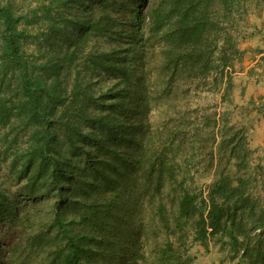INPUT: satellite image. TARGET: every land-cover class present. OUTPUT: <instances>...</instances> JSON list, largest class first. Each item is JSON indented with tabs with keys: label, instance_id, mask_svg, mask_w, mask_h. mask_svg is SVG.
<instances>
[{
	"label": "trees",
	"instance_id": "16d2710c",
	"mask_svg": "<svg viewBox=\"0 0 264 264\" xmlns=\"http://www.w3.org/2000/svg\"><path fill=\"white\" fill-rule=\"evenodd\" d=\"M242 1L0 0V153L11 157L9 177L0 176V255L15 245L9 230L33 219V241L48 230L58 238L48 264H103L93 257L100 246L119 264H194L189 231L204 249L226 236L244 264H264L235 206L219 200L227 183L204 197L176 175L189 146L214 134L215 111L201 121L177 111L150 129L155 100L186 98L190 81L224 82L226 96ZM144 34L160 36L155 78L165 88L154 96ZM226 123L223 138L244 151L242 127ZM38 198L43 220L41 208L28 211ZM147 210L163 240L143 249Z\"/></svg>",
	"mask_w": 264,
	"mask_h": 264
},
{
	"label": "rangeland",
	"instance_id": "374dc122",
	"mask_svg": "<svg viewBox=\"0 0 264 264\" xmlns=\"http://www.w3.org/2000/svg\"><path fill=\"white\" fill-rule=\"evenodd\" d=\"M23 1L16 0V3L22 6V3L28 0ZM242 5L232 31L235 54L232 64L226 69L231 79L226 96L222 97L224 82L216 90L210 88L211 83L197 86L195 82L189 80L190 90L186 98H182L183 95L179 91L178 96L172 95L167 100H155L150 113V129L158 128L164 115L174 117L173 114L177 111L188 112L191 118L198 115L200 121L203 115L215 111L218 123L214 128V134L201 146L197 143L189 146L187 152L189 162L185 170L177 167L176 175L185 176L188 184L201 188L204 197L208 188H215L221 181L227 183L228 187L226 186V191L220 195L219 200L235 206L237 217L242 220V226L249 232L251 241H259L264 248V0H243ZM80 11L89 10L81 7L76 12ZM170 27L171 23H166L162 33ZM159 37V34L157 36L144 34L142 42V48L146 53L144 66L152 69L151 80L149 79L148 83L151 96H154L158 89L165 88L159 76L155 78L157 73L155 68L160 66L159 55L154 51ZM226 121L242 127L245 138L244 151L242 145L234 148L231 139L228 138L229 133L223 138L225 129H229ZM189 130L192 131L191 128ZM10 158V156L5 158L3 153H0V176L3 178L9 177ZM7 181L11 187L22 182V180L16 182L12 178ZM230 187H234V191H230ZM43 202L44 200L38 198L35 204L28 207L30 214L41 208L42 212H38L41 220L46 215V209L42 207ZM149 212L145 211L143 216V224L146 227V234H141V239H144L141 245L143 249H149L163 240V233L155 223L151 224ZM262 222L263 226H259L258 224ZM37 224L39 223L32 219L23 225V230L19 231L16 228L9 230L11 238L9 245L11 247L15 245L12 247L13 250L6 248L4 254L0 255V264L49 263L58 238L53 230H48L43 232L42 238L33 241L31 237L38 230ZM256 233L260 234L257 236ZM115 241L113 239L112 243ZM187 243L189 252L195 256L194 264H244L239 258L241 250H234L226 236L216 241L209 240L207 249H204L189 231ZM102 248L103 246H100L98 251H95L93 257L96 262L120 263L118 255L113 257L111 252L103 253ZM106 250L118 252L117 248L110 246ZM54 264H61V258L59 257Z\"/></svg>",
	"mask_w": 264,
	"mask_h": 264
}]
</instances>
